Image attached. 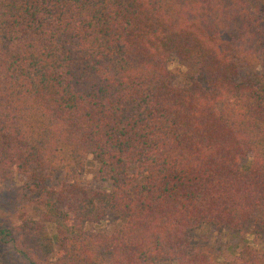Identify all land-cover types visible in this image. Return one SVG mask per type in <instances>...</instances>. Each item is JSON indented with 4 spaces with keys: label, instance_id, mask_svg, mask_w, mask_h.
<instances>
[{
    "label": "trees",
    "instance_id": "obj_1",
    "mask_svg": "<svg viewBox=\"0 0 264 264\" xmlns=\"http://www.w3.org/2000/svg\"><path fill=\"white\" fill-rule=\"evenodd\" d=\"M18 178L0 241L28 264H264L196 236H264V0H0V187Z\"/></svg>",
    "mask_w": 264,
    "mask_h": 264
},
{
    "label": "rangeland",
    "instance_id": "obj_2",
    "mask_svg": "<svg viewBox=\"0 0 264 264\" xmlns=\"http://www.w3.org/2000/svg\"><path fill=\"white\" fill-rule=\"evenodd\" d=\"M172 68H177L178 64L174 63ZM251 159L246 161L249 165ZM96 165H89L86 168L85 181L90 185L99 187L93 179V173ZM26 190L24 182L21 178L13 181L2 188L0 187V223L3 225H12L17 223V208L22 204ZM118 221L114 216L108 217L106 222L101 225H92L93 228L101 230H110L117 226ZM51 232L54 233V226L49 225ZM199 240V245L206 248H213L215 255L220 260L236 259L240 250L246 244H252L259 249L264 248V236L243 235L233 236L226 231H218L215 228H203L199 235H196ZM202 238V241H201ZM0 264H28L25 259L17 253L11 244L0 241Z\"/></svg>",
    "mask_w": 264,
    "mask_h": 264
}]
</instances>
